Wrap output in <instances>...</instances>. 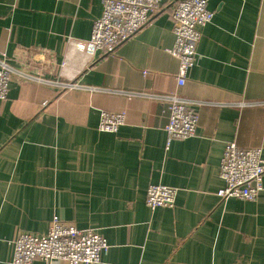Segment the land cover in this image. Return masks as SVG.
Masks as SVG:
<instances>
[{
    "label": "crops",
    "instance_id": "crops-1",
    "mask_svg": "<svg viewBox=\"0 0 264 264\" xmlns=\"http://www.w3.org/2000/svg\"><path fill=\"white\" fill-rule=\"evenodd\" d=\"M176 1L111 54L89 55L101 0H0V56L73 85L14 75L0 102V264L20 232L44 235L54 216L106 240L98 264H264V174L255 201L216 195L225 144L260 148L264 161V0H206L214 16L181 87ZM169 94L197 125L167 144ZM101 112L125 124L100 132ZM152 184L176 189L173 208L146 206Z\"/></svg>",
    "mask_w": 264,
    "mask_h": 264
},
{
    "label": "built area",
    "instance_id": "built-area-1",
    "mask_svg": "<svg viewBox=\"0 0 264 264\" xmlns=\"http://www.w3.org/2000/svg\"><path fill=\"white\" fill-rule=\"evenodd\" d=\"M161 4L162 0H101V15L93 21L85 51L89 55L97 51L111 54L145 26L159 12ZM213 16L206 0H178L172 7L174 44L170 53L178 59L175 75L178 87L185 84L189 71L198 60L197 48L202 29L210 24ZM14 75L63 89L73 87L69 82L43 81L33 77L17 70L8 58L0 56V102L7 100L8 87ZM164 98L169 102V118L165 126L167 144L194 136L197 114L189 102L176 94ZM124 124L123 113L101 112L97 130L116 133ZM263 174L264 161L260 148H239L235 143L228 142L218 167V177L223 186L216 195L221 202L229 199L255 201L262 190ZM176 192V189L165 185H149L145 204L151 211L158 207L173 208ZM108 248L106 240L96 231L78 229L74 224L54 216L44 235L20 232L11 242L12 255L6 264H50L56 260L64 264H98Z\"/></svg>",
    "mask_w": 264,
    "mask_h": 264
}]
</instances>
